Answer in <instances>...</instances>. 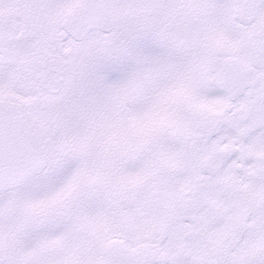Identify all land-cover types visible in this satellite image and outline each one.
<instances>
[{
    "label": "snow or ice",
    "instance_id": "snow-or-ice-1",
    "mask_svg": "<svg viewBox=\"0 0 264 264\" xmlns=\"http://www.w3.org/2000/svg\"><path fill=\"white\" fill-rule=\"evenodd\" d=\"M0 264H264V0H0Z\"/></svg>",
    "mask_w": 264,
    "mask_h": 264
}]
</instances>
